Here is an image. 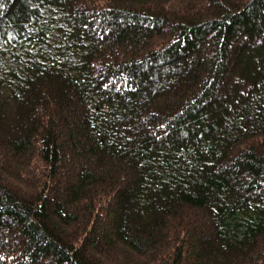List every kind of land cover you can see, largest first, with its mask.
<instances>
[{"label":"trees","instance_id":"trees-1","mask_svg":"<svg viewBox=\"0 0 264 264\" xmlns=\"http://www.w3.org/2000/svg\"><path fill=\"white\" fill-rule=\"evenodd\" d=\"M0 264H264V0H0Z\"/></svg>","mask_w":264,"mask_h":264}]
</instances>
